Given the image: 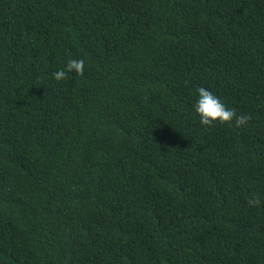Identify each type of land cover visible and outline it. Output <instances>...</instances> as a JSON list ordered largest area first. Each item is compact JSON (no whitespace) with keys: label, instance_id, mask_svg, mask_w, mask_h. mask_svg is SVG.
<instances>
[{"label":"trees","instance_id":"trees-1","mask_svg":"<svg viewBox=\"0 0 264 264\" xmlns=\"http://www.w3.org/2000/svg\"><path fill=\"white\" fill-rule=\"evenodd\" d=\"M0 264H264V0H0Z\"/></svg>","mask_w":264,"mask_h":264},{"label":"clouds","instance_id":"clouds-1","mask_svg":"<svg viewBox=\"0 0 264 264\" xmlns=\"http://www.w3.org/2000/svg\"><path fill=\"white\" fill-rule=\"evenodd\" d=\"M85 61L83 59H72L67 62L64 68L53 73L57 81L67 78V74L75 72L77 75H83ZM197 99L193 105L195 113L200 118L201 125L212 126L214 122L231 123L235 121L236 127L245 125L250 119L249 116H237L234 109L228 108L218 96L206 88L197 89ZM249 206L259 207L261 201L258 196H253L249 201Z\"/></svg>","mask_w":264,"mask_h":264}]
</instances>
